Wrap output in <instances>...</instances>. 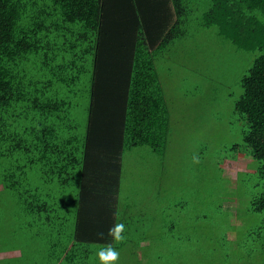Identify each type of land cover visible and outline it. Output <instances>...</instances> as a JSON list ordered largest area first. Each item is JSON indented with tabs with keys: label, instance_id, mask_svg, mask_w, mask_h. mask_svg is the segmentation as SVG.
<instances>
[{
	"label": "rangeland",
	"instance_id": "rangeland-1",
	"mask_svg": "<svg viewBox=\"0 0 264 264\" xmlns=\"http://www.w3.org/2000/svg\"><path fill=\"white\" fill-rule=\"evenodd\" d=\"M117 1L125 4L126 9L121 11L120 18L111 16L114 27L109 41L114 44L116 40H127L129 44L128 37L120 36L124 26L127 28L132 23L134 28L135 23L138 24L136 16L131 15L142 9L146 13L142 20L147 21L145 25L155 49L161 37L155 42L153 38H157L159 31L163 33L172 27L169 14L175 13L174 6L168 12L153 6L155 0ZM108 5H112L110 0H106V7ZM208 7L207 0L192 1L181 18L176 39L156 53V66L170 112L166 154L162 156L151 147L142 146L124 155L117 211L124 228L119 235L122 239L115 240L113 248L119 253L118 259L108 264H264V213L251 210L252 199L262 191L255 169L258 162L246 154L218 158L224 148L243 143L246 125L237 121L235 104L243 94L241 78L260 52L241 50L221 36L217 26H203ZM125 20L127 23H122ZM164 23L168 24L165 29ZM74 29V34L68 35L66 40L78 39L75 32L81 34V30L78 31L76 25ZM60 34L57 30L53 32L52 44L47 46L49 58L54 53L62 63L68 60L69 66L63 73L68 81L78 74V66L82 76L64 85L58 78L53 81L62 89V94L68 93L66 99L78 103L77 134H80L87 125L88 115L82 107L89 103L92 74L88 68H93L96 48L88 50L84 62H78V46L72 51ZM130 43L135 41L130 40ZM128 56L124 50L120 52L118 64L122 69L117 80H113L117 78L114 73L112 80L106 81L104 75L103 80L95 81L100 89L106 85V94L98 96L100 107L95 121H102L100 111L104 116L123 120L132 69ZM44 58L43 53L36 56L28 69L37 75L38 66L46 62ZM57 63L54 61L51 65ZM47 68L50 69V64ZM99 68H102L101 62ZM108 81L116 91L109 90ZM5 162L11 161L0 151V176L6 171ZM55 195L58 202L52 207L60 217L58 227L64 229L62 234L69 233L77 223L73 196L61 192ZM17 198V193L0 185V246L6 249L11 246L9 227L17 228L34 219L25 215L23 203ZM39 230L36 225L27 230L19 237L22 240L19 244L35 257H44L42 250L46 252L51 248V228L44 229L41 235L37 234ZM112 237L113 234L110 243ZM91 250L94 253L90 264H103L98 255L104 250L103 246ZM14 254L1 251L0 261Z\"/></svg>",
	"mask_w": 264,
	"mask_h": 264
},
{
	"label": "trees",
	"instance_id": "trees-1",
	"mask_svg": "<svg viewBox=\"0 0 264 264\" xmlns=\"http://www.w3.org/2000/svg\"><path fill=\"white\" fill-rule=\"evenodd\" d=\"M171 1L177 19L155 49L151 48L147 37V19L145 23L142 20L146 13L140 9L131 15L139 20L138 24L135 23L139 32L133 45L125 116L122 120L100 112L102 121H95L97 111L93 108L100 101L97 87L94 89L95 81L104 75L106 81L112 80L114 73L117 78L113 80H117L120 52L124 50L125 53L128 49V55L132 52L128 43L116 40L113 44L107 40V32L103 29L105 12L110 13L109 21L112 15L120 18L121 11L126 9L125 4L114 0L113 8L107 9L110 5L106 7V0H0V151L11 161L4 163L6 171L0 176V185L17 193L25 215L34 218L17 228L9 227L11 246L8 249L0 246V252L18 248L22 257L11 261L10 258L3 259L0 264H90V256L94 253L91 248L100 245L104 249L116 247V233L115 243L112 244L78 242V223L71 232L62 234L64 229H60L57 222L60 217L52 206L58 202L56 192L71 194L77 219L76 199H81L86 157L94 136L99 132L97 130L109 131L116 137L114 151L118 161L114 167L117 170H123L124 155L136 147L149 146L165 156L170 134V112L156 66V53L176 39L181 18L190 3L197 0ZM207 1L209 7L202 19L203 26H217L220 35L241 50L260 52L241 78L243 94L235 104L237 121L246 125L243 143L224 148L218 158H237L239 154H246L258 162L255 169L262 191L252 199L251 210L264 213V0ZM112 21L115 22L114 17ZM75 25L78 31L81 30V34L75 32L78 41L73 37L66 40L68 35L74 34ZM55 30L61 33L72 51L78 46V62H84L88 50L96 48L93 68H88L92 74L88 87L89 103L82 107L88 115L87 125L80 134H77L80 125L78 103L73 104L66 99L68 93L62 94V89L53 79H60L64 85L80 80L82 75L78 66V74L68 81L63 77L64 70L69 66L68 60L62 63L54 53L49 58L47 46L52 44ZM41 53L46 62L38 66L36 75L28 69L29 63ZM107 54H114L117 62L112 65L103 62L102 56ZM54 61L58 63L51 65ZM99 62L102 68H99ZM108 86L111 92L116 91L112 82L108 81ZM102 92L105 94V89ZM114 178L120 188L122 172L121 175L115 172ZM65 222L67 227V220ZM120 222L122 220L118 216L117 226ZM35 225L40 228L39 235L44 229L51 228V248L46 252L42 250L44 257H35L32 251L19 244L22 241L19 237ZM23 240H26L25 237Z\"/></svg>",
	"mask_w": 264,
	"mask_h": 264
},
{
	"label": "crops",
	"instance_id": "crops-1",
	"mask_svg": "<svg viewBox=\"0 0 264 264\" xmlns=\"http://www.w3.org/2000/svg\"><path fill=\"white\" fill-rule=\"evenodd\" d=\"M113 1L114 0H110V3L112 2V5H110L108 9L113 8ZM172 4L173 3L171 0H155L153 6H155L156 8L159 7L161 11L167 10L168 12H170L169 8L173 6ZM131 6L132 8L134 7L133 4ZM105 14L106 17L104 19L105 22L103 24V29L105 30V32H107L106 36L109 37L111 35V32H113L114 26L108 19V14L110 13L107 11L105 12ZM169 17L172 20L173 26V23L177 19L176 13L169 14ZM123 23L125 24L127 23V21L125 20L123 21ZM167 25L168 24L164 23V29ZM129 27L131 28L129 29ZM129 27L126 28L124 26V32L122 33L120 38L128 37L129 46L131 45L132 52L129 53L130 57L128 56L129 49L126 50L124 54L128 56L129 64H132L134 56V44L130 43V40L135 41L136 43L139 27L135 26L133 28V25L131 23ZM167 31L168 30H164L163 33L159 31L157 38H153L154 42L159 37L162 38V35L164 36ZM146 33L150 46L152 48L153 46L151 44L152 39L150 33L149 31H147ZM108 37L106 38L107 40H109ZM126 41L124 42L128 43ZM113 55L114 54H107V56H102L103 62L110 65H112L114 62H117ZM121 69L122 67L120 66V64H118L116 71H119ZM95 88L96 86L94 87V89ZM104 89L106 90V85H104V87H102L101 89L97 87L96 93L99 95L103 94V92H100V90ZM99 107L100 105L96 104L95 111H98ZM107 123L112 124L108 121ZM100 126H98L97 128H99ZM96 132L98 133L94 136V139L90 144L89 154L86 157V173L82 177L83 186L81 187L83 191L81 193V199H76V205L78 209V228L76 240L78 242H84L86 244H112L115 240V232H113L112 241L110 243L111 234H109V230H115L117 226V220L119 216V213H117L119 209L118 195L120 191L119 186L116 185L114 175L115 172H119L121 175L122 170L121 168L117 170V168L114 167L115 163L118 161L117 155L114 151L116 145V137L109 131L103 129L97 130ZM4 252L15 253L13 256L9 257L11 258V260L19 259L20 257H22V251L18 248Z\"/></svg>",
	"mask_w": 264,
	"mask_h": 264
},
{
	"label": "clouds",
	"instance_id": "clouds-1",
	"mask_svg": "<svg viewBox=\"0 0 264 264\" xmlns=\"http://www.w3.org/2000/svg\"><path fill=\"white\" fill-rule=\"evenodd\" d=\"M123 228L124 225H118L115 230L110 229L109 234H113V232H115L116 239H122V237L119 236V232L123 231ZM98 255L103 264H108L109 261L115 262L118 259L119 253L109 246L107 249L101 250Z\"/></svg>",
	"mask_w": 264,
	"mask_h": 264
}]
</instances>
